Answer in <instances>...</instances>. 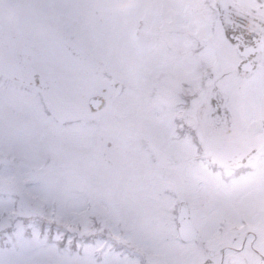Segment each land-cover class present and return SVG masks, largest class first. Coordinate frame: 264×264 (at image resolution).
Wrapping results in <instances>:
<instances>
[{
	"label": "snow or ice",
	"instance_id": "snow-or-ice-1",
	"mask_svg": "<svg viewBox=\"0 0 264 264\" xmlns=\"http://www.w3.org/2000/svg\"><path fill=\"white\" fill-rule=\"evenodd\" d=\"M0 264H264V0H0Z\"/></svg>",
	"mask_w": 264,
	"mask_h": 264
}]
</instances>
